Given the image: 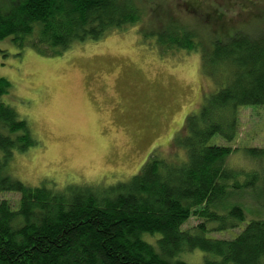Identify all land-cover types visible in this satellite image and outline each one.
Wrapping results in <instances>:
<instances>
[{
	"label": "trees",
	"instance_id": "obj_1",
	"mask_svg": "<svg viewBox=\"0 0 264 264\" xmlns=\"http://www.w3.org/2000/svg\"><path fill=\"white\" fill-rule=\"evenodd\" d=\"M142 7L137 0H14L0 10V39L56 54L129 28ZM166 21L138 32L152 35L162 51L199 52L216 86L172 137V155L152 150L125 181L56 188L11 175L14 152L38 141L3 100L11 83L0 76V195L18 194L14 203L0 198V264H195L181 257L195 249L203 253L199 264H264V216L250 217L230 238L212 235L246 220V206L235 200L264 197V147L243 148L251 164L245 167L229 164L235 148L210 143L215 135L236 136L240 106L264 105V38L237 33L209 43L194 28ZM191 217L198 222L184 228ZM155 233L157 239L147 237Z\"/></svg>",
	"mask_w": 264,
	"mask_h": 264
},
{
	"label": "rangeland",
	"instance_id": "obj_2",
	"mask_svg": "<svg viewBox=\"0 0 264 264\" xmlns=\"http://www.w3.org/2000/svg\"><path fill=\"white\" fill-rule=\"evenodd\" d=\"M13 1L0 0V10ZM137 2L143 11L136 24L107 31L97 40L74 42L60 53L42 54L0 39V76L11 83L2 98L27 121L38 141L24 152H14L8 166L11 175L30 186L48 180L56 188H100L129 179L152 150L172 155V137L216 82L199 52L162 51L152 35L140 36V28H161L172 18L209 43L237 33L264 38V0ZM160 4L167 10L157 7ZM221 69H216L220 75ZM215 142L235 148L229 164L249 167L243 148L264 147V105L240 106L236 136L227 141L215 135L210 143ZM178 154L182 156L183 149ZM17 196L4 192L0 198L14 203ZM258 198L244 194L235 200L246 206V220L212 235L230 238L250 217H263L264 197ZM197 222L191 217L183 227ZM153 235L147 237L153 240L160 234ZM181 257L199 264L203 253L195 249Z\"/></svg>",
	"mask_w": 264,
	"mask_h": 264
}]
</instances>
